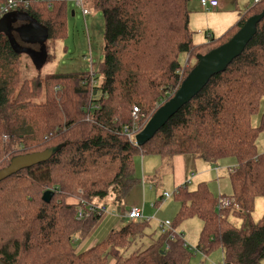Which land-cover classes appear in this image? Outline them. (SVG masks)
<instances>
[{
  "label": "trees",
  "instance_id": "obj_1",
  "mask_svg": "<svg viewBox=\"0 0 264 264\" xmlns=\"http://www.w3.org/2000/svg\"><path fill=\"white\" fill-rule=\"evenodd\" d=\"M188 1L92 0V7L103 14L105 44L94 75L38 74L20 81L21 54L4 21L0 169L13 157L60 149L47 161L0 182L1 259L13 264H189L191 252L181 236L147 235L148 223L139 220L112 230L86 250L74 248L102 216L77 219L81 202L102 201L111 193L118 206L136 182L135 158L151 154L160 156L161 168L170 167L176 156L214 167L234 159L228 171L230 195L215 197L206 182L193 190L188 184L176 188L174 196L181 203L177 219L196 216L202 221L197 247L205 255L220 248L224 264H262L264 213L254 220L253 212L256 199L264 198V152L259 153L256 144L264 131V111L257 127L251 118L264 101V16L242 53L149 141L139 147L125 132L133 126V107L138 109L136 125L142 129L176 93L195 66L191 60L196 55L227 42L249 17L264 11V0H259L220 37L196 44ZM10 12L23 21L21 29H37L44 42L36 52L43 51L44 60H51L54 43L67 34L66 3L50 8L33 3ZM181 54L186 56L183 65ZM46 191L53 192L49 202L42 199ZM220 200L230 204L220 208ZM231 217L241 219V226H235Z\"/></svg>",
  "mask_w": 264,
  "mask_h": 264
},
{
  "label": "rangeland",
  "instance_id": "obj_2",
  "mask_svg": "<svg viewBox=\"0 0 264 264\" xmlns=\"http://www.w3.org/2000/svg\"><path fill=\"white\" fill-rule=\"evenodd\" d=\"M84 1L85 7L90 11L85 17L82 16L80 9L73 0L67 1V34L63 39H59L54 43L52 51L53 58L49 61L44 60L46 57L42 54L43 51L36 52V48L40 47L44 40L41 43H37L21 37L19 30L21 29L23 21L18 22L16 20V12H10L1 17L3 21L8 22V25H10V31L8 32L9 38L21 54L20 81L31 79L38 74L47 75L51 73L85 71L98 72V66L102 61V52L105 46L103 40L104 19L102 12L92 7V0ZM253 5L254 0H223L219 10L204 11L199 4V0H189L187 8L190 11L189 26L194 32L193 41L196 44H205L208 42V38L202 34L204 32H213L215 35L214 38L220 37L236 22L234 20L225 26L222 22L224 19L229 18L230 14L234 15L233 17L237 15L239 19L242 13L245 12L246 7ZM220 12L222 14L218 15ZM219 27L224 29H219ZM199 31L202 33H199ZM28 46L33 47L34 50L32 53L25 50V47ZM185 60V54H181L179 62L183 65ZM194 62L196 60L192 59L191 64H194ZM263 111L264 101H261L259 110L251 118L252 126L257 127L259 125ZM256 144L258 152L263 153L264 131L259 133ZM221 163H224V165L220 166L221 169L218 178L214 171V166H210L202 160H197L194 164L193 162L189 163L188 167L192 168L194 173H199L201 170H205V172L191 180L188 188L193 190L200 182H206L215 197L221 194L230 195L232 189L228 177V166L230 164L234 166L235 161L229 158L221 161ZM223 166L225 167L223 168ZM135 169L136 173L134 177L136 179V185L134 188L131 191L129 190V193L122 198L118 206L114 204L111 193L103 199L105 205L109 209L114 210V212L103 214L99 218L86 237L82 241L75 243L74 248L76 251L86 250L90 246L104 241L112 230L120 229L124 224L129 222L121 218L119 213H116L117 207L122 210L135 206L143 208V217L139 221L148 223L145 227L147 235L158 238L162 235L159 224L166 220L171 223L173 231L181 235L185 244L191 249L189 264H223L220 248L211 251L206 257H203L199 252L194 254L198 246L203 223L196 216L183 218L182 220L177 219L181 203L173 195L174 173H172L169 166L161 168L160 156L147 154L136 157ZM164 193L170 194V197L162 199L160 196H163ZM263 213L264 198H258L256 199L253 212L254 220H258ZM175 221L178 224H174ZM230 221L237 227H240L242 224L239 218L231 217ZM146 240L147 238L145 242ZM132 249L133 247H131V251ZM262 264H264V258Z\"/></svg>",
  "mask_w": 264,
  "mask_h": 264
},
{
  "label": "water",
  "instance_id": "obj_3",
  "mask_svg": "<svg viewBox=\"0 0 264 264\" xmlns=\"http://www.w3.org/2000/svg\"><path fill=\"white\" fill-rule=\"evenodd\" d=\"M263 16L264 11L249 17L227 42L205 54L196 55L195 66L183 79L176 93L157 108L145 126L135 135V144L137 146L140 147L149 141L172 115L201 91L213 75L225 71L231 61L242 53L247 43L251 40L256 32L257 24ZM4 25L5 22L1 19L0 28H3ZM19 31L23 39L32 42L35 41L34 39L38 35L37 29L33 27L30 30L21 29ZM59 149L60 146H57L40 152L13 157L6 167L0 169V182L21 169L47 161ZM52 195L53 192L46 191L42 199L45 202H49ZM0 264L13 263L0 258Z\"/></svg>",
  "mask_w": 264,
  "mask_h": 264
},
{
  "label": "built area",
  "instance_id": "obj_4",
  "mask_svg": "<svg viewBox=\"0 0 264 264\" xmlns=\"http://www.w3.org/2000/svg\"><path fill=\"white\" fill-rule=\"evenodd\" d=\"M68 0H4L2 5L0 6V19L3 15L7 14L9 11L18 9V8H26L29 5L33 3H43L47 7H52L54 3L56 2H64L67 3ZM77 7L80 9L81 14L83 17L88 15L90 11L85 7V1L84 0H73ZM259 0H255L254 4L257 3ZM199 4L201 8L204 11H211L216 10L219 7V1L218 0H199ZM212 35L208 33L207 38L210 39ZM90 75H94V72L91 71ZM131 115L133 117V126L131 130H125L127 133V136L130 140L135 141V135L141 130L139 126L136 125V121L138 118V109L136 107H133ZM7 139L6 136H3V140L5 141ZM193 178V174L190 175L189 179L186 181L185 184H189L191 182V179ZM176 189L173 191V195L176 194ZM170 194L164 193L163 196H161L162 199L169 198ZM230 204V201L228 200H220L219 201V207H226ZM85 208V209H84ZM114 210L109 209L104 203L100 201H95L92 203H85L81 202L80 206L76 210V218L81 219L83 217L88 216L89 214H96V215H103L107 213H112ZM120 214L121 218H124L128 221H134V220H140L143 217V212L140 208L137 207H130L126 209L119 210L118 212ZM115 213V214H116ZM172 225L169 221H164L159 224V229L162 234H167V236L170 239H173L176 234L173 229L171 228ZM181 236V235H179ZM182 237V236H181ZM187 246V245H186ZM189 248V247H188ZM190 249V248H189ZM191 250V249H190ZM197 252L201 253L203 257H206V255L202 252L200 247H196L194 254ZM224 264V262H223Z\"/></svg>",
  "mask_w": 264,
  "mask_h": 264
},
{
  "label": "crops",
  "instance_id": "obj_5",
  "mask_svg": "<svg viewBox=\"0 0 264 264\" xmlns=\"http://www.w3.org/2000/svg\"><path fill=\"white\" fill-rule=\"evenodd\" d=\"M219 1V7L215 10H219L220 7L222 6V3H223V0H218ZM255 1V0H254ZM247 8V7H246ZM246 10V9H245ZM222 12L218 13V15H221ZM234 15L230 14L229 15V18H226L224 19L222 22L223 24L226 25H229L228 23H232L234 20L237 21V15H235V17H233ZM219 29H224V28H220ZM218 31V30H217ZM221 31V30H220ZM199 33H202L199 31ZM203 35H205L206 33H202ZM212 34V37H215L214 33L211 32ZM199 159H196V158H192V157H184V156H176L174 159H173V162H172V165L170 166V170H172V173H174V179H173V187H174V190L181 186V185H184L186 183V181L189 179L190 175L193 174V178L191 180H193L194 178H196V176H200L203 172H205V170H201L199 173H194L192 168H189L188 167V164L189 163H192L194 164L195 161H197ZM224 165V163H221L219 165H217L216 167H214V171L217 175V178L219 177V171H220V166ZM228 165V164H226ZM225 166H223L224 168ZM233 167V164H230L228 166V171H230V168ZM201 169H204V168H201ZM135 173H136V169H135ZM135 179V177H134ZM136 185V182L135 184H133L132 188L130 189V191L134 188V186ZM129 193V192H128ZM127 193V194H128ZM126 194V195H127ZM161 197V196H160ZM103 202V200H102ZM132 207H135V206H132ZM137 208H140V207H137ZM120 208H116V210H118ZM143 212V208L141 207L140 208ZM146 242H149V239L146 240ZM91 247V246H90Z\"/></svg>",
  "mask_w": 264,
  "mask_h": 264
},
{
  "label": "flooded vegetation",
  "instance_id": "obj_6",
  "mask_svg": "<svg viewBox=\"0 0 264 264\" xmlns=\"http://www.w3.org/2000/svg\"><path fill=\"white\" fill-rule=\"evenodd\" d=\"M28 28V27H27ZM35 41L34 42H37V43H41V39H40V36L39 34L37 35V37L34 39Z\"/></svg>",
  "mask_w": 264,
  "mask_h": 264
},
{
  "label": "clouds",
  "instance_id": "obj_7",
  "mask_svg": "<svg viewBox=\"0 0 264 264\" xmlns=\"http://www.w3.org/2000/svg\"><path fill=\"white\" fill-rule=\"evenodd\" d=\"M100 202H102V201H100ZM102 203H104V202H102ZM105 204V203H104ZM119 210H121V209H118V210H116L117 212L119 211ZM103 216V215H102Z\"/></svg>",
  "mask_w": 264,
  "mask_h": 264
}]
</instances>
